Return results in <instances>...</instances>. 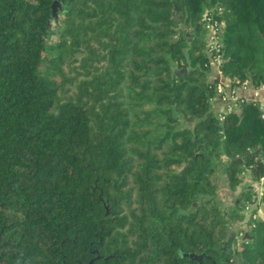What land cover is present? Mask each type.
Returning a JSON list of instances; mask_svg holds the SVG:
<instances>
[{"label": "trees", "instance_id": "obj_1", "mask_svg": "<svg viewBox=\"0 0 264 264\" xmlns=\"http://www.w3.org/2000/svg\"><path fill=\"white\" fill-rule=\"evenodd\" d=\"M53 1L0 0V264H264L258 207L227 233L262 110L216 111L210 78L264 83V0Z\"/></svg>", "mask_w": 264, "mask_h": 264}, {"label": "built area", "instance_id": "obj_2", "mask_svg": "<svg viewBox=\"0 0 264 264\" xmlns=\"http://www.w3.org/2000/svg\"><path fill=\"white\" fill-rule=\"evenodd\" d=\"M208 23L210 27L209 28V31H210L209 39H207L209 49H215L216 51H218L219 45L217 41L219 39V33L221 32L220 26L222 25V22L213 21V22H208ZM246 82L247 81L242 82V83L245 84ZM216 98L218 101H220L224 105V108L221 111H224L226 109L237 110L238 102L242 99H245L244 97L237 95L232 90V87L229 91L224 90V85L222 83H219L216 85V95L211 99V101ZM259 104L262 110L261 116L264 118V104H261V103ZM253 190H254V194L252 195L251 200L247 201L244 205V212L249 213V214L251 213L250 211L253 207L259 208L258 204L260 203V196L262 195V187L260 184H258L257 186H254ZM251 216L255 218L257 214L254 213Z\"/></svg>", "mask_w": 264, "mask_h": 264}, {"label": "crops", "instance_id": "obj_3", "mask_svg": "<svg viewBox=\"0 0 264 264\" xmlns=\"http://www.w3.org/2000/svg\"><path fill=\"white\" fill-rule=\"evenodd\" d=\"M210 78L213 81H219L224 85V90L229 91L231 89L230 84L228 83V79L224 76H222L219 71L217 69H214L211 72ZM232 90L239 96L244 97L245 99L248 100H257L259 103L264 104V83L260 84L258 87H254L251 83L246 82L245 84H240L237 85L235 87L232 88ZM211 106L213 107V109H215L216 111H221L224 108V105L216 99H213L211 101ZM264 161V159H263ZM264 175L258 180V181H254L252 182L253 186H257L258 184L261 185L262 187V183H264ZM240 188H238L235 191V195L237 193H239ZM261 207V206H260ZM262 211L263 215H264V211L261 208H258ZM249 218V213L244 214V218L241 221H238L237 223H235L233 226H231L233 229H235L236 231L239 232V229H241L242 232H246V221ZM243 233V235H244ZM242 233L238 234V237H241Z\"/></svg>", "mask_w": 264, "mask_h": 264}, {"label": "rangeland", "instance_id": "obj_4", "mask_svg": "<svg viewBox=\"0 0 264 264\" xmlns=\"http://www.w3.org/2000/svg\"><path fill=\"white\" fill-rule=\"evenodd\" d=\"M205 26H206V29H207V31H206L207 34H206L205 38H206V39H209V33H210V31H209V28H210V27H209V23H207ZM214 63H215V61L213 60V61H212V64L214 65ZM241 177H242V181H243V182L248 181V180H249L248 172L245 171V172L241 175ZM263 181H264V180H263ZM255 186H256V185H255ZM238 188H240L239 185L236 187L235 190H232V189H230V188L227 186V184L222 183V184L219 186V188L217 189V192H216V196H217V199H218L219 204H220L221 206H223V207L231 205L232 202H233V198H234V196H235V191H236ZM263 190H264V183H262V192H263ZM259 208H261V207L259 206ZM263 211H264V210H263ZM230 228H232V227H230Z\"/></svg>", "mask_w": 264, "mask_h": 264}, {"label": "water", "instance_id": "obj_5", "mask_svg": "<svg viewBox=\"0 0 264 264\" xmlns=\"http://www.w3.org/2000/svg\"><path fill=\"white\" fill-rule=\"evenodd\" d=\"M56 3V0L53 1V5ZM176 10V6L174 5L173 11H172V15L178 20L177 15L175 13ZM206 11L204 12L205 15ZM244 153H249V150H246ZM264 155V152H261ZM240 155L234 156L233 159L238 158ZM223 159H228V157L226 155H222ZM257 216L259 217L260 220L264 221V215L262 213V211L260 209L257 210ZM236 231L233 228H228L227 229V233L229 234L230 232ZM247 237V232L244 233V235H242L241 237L236 239V244H237V248L240 249V244L243 241V239ZM225 243V241H223V244ZM183 256L186 255V253H182Z\"/></svg>", "mask_w": 264, "mask_h": 264}]
</instances>
